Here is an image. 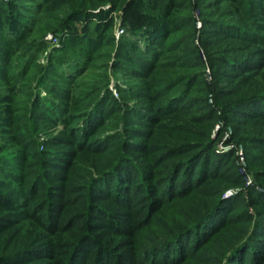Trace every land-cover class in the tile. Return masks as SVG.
Masks as SVG:
<instances>
[{
	"label": "rangeland",
	"instance_id": "obj_1",
	"mask_svg": "<svg viewBox=\"0 0 264 264\" xmlns=\"http://www.w3.org/2000/svg\"><path fill=\"white\" fill-rule=\"evenodd\" d=\"M138 2L111 0L106 5L90 8V15H72L68 0H0V157L5 158L0 160V193L7 192L4 198H9L0 199V218L7 213L12 218V222L7 220V226L0 228L2 261L73 264L71 254L77 237L89 228L97 242L106 245L113 254L114 259H110L109 264H134L131 260L139 239L136 230L146 219L148 205L136 201L135 207L122 218V228L118 230L107 225L111 218L107 222L102 209L115 212L120 207L103 193V186L99 183L90 191L84 189L90 187V181L98 176L102 167H109L121 155L130 156L139 166L143 165L144 153L138 150L141 146L137 142L158 133L159 122L165 123L160 128L158 143L165 144L166 136L173 129L184 127V131L189 132L185 138L194 143L206 141L201 135L209 129L210 140L216 141L217 154H227L224 148L230 146L237 158V149H242L252 185L240 184L235 164L231 163L222 171L225 178L236 183H232L223 197L240 203L245 201L251 213L256 212L258 207L251 206L250 202L253 191L264 195V180L258 179L255 173L264 170L261 167L264 145H247L242 139L251 140L248 127L259 122L242 117L241 114H246L242 112L250 111L246 107L239 115L226 117V105L251 94V83L264 81L260 76H249L253 65L245 62L262 60L259 51L264 46L262 39L258 41V34L219 29V33L233 32L222 36L214 31L218 29L213 24L232 21L242 27L249 26L258 7H252L250 0H187L179 18L180 23L185 24L187 20L190 23L167 40L155 68L142 77L141 73L132 72L133 69L141 71L133 61L138 57L122 45L124 39L136 38L139 34L133 30L147 22L143 21L146 10L140 11ZM261 18L264 24V11ZM141 45V51H145L146 47ZM237 58L245 59L239 62L249 66L233 74L227 64ZM74 64L80 69L66 83L61 77L66 78V70ZM218 70H226L231 76L218 77ZM130 91H134L135 96H131ZM145 91L150 96L158 91L156 98L173 92L184 97L188 91L190 97L181 99L179 106L191 122L180 114L172 116L174 119L156 118L155 122L138 117L133 112L139 105L149 107L151 104L137 96ZM108 94H111L110 100L96 113L98 122L92 117L86 126L84 121L74 120L83 106H95ZM165 98L162 96L159 104ZM56 100L65 101L64 112L73 113V117L50 121L45 108L53 107ZM199 100L206 104L198 103ZM187 105L194 111L189 113ZM197 108L199 112L204 110L205 116L215 113L216 118L200 123L204 116H201L203 113L196 115ZM237 119L246 120L250 125L239 123ZM84 124L85 128L93 126L89 133L83 134L90 136L87 143L83 142L80 131V135L75 133ZM261 128L259 132H264V127ZM90 132L95 133L90 135ZM103 150L107 154L100 155ZM142 180L151 184L147 178ZM29 201L30 206L24 207ZM56 201L60 202L57 207L61 216L54 232L56 228H52V223L54 226L57 219L48 217V206L49 202L53 205ZM71 215L74 219L70 220H75L72 225L67 223ZM132 221L133 224L138 221L137 226L132 227ZM94 247L95 244H91L88 252L95 250ZM88 252L81 260L77 257L76 262H90Z\"/></svg>",
	"mask_w": 264,
	"mask_h": 264
},
{
	"label": "trees",
	"instance_id": "obj_2",
	"mask_svg": "<svg viewBox=\"0 0 264 264\" xmlns=\"http://www.w3.org/2000/svg\"><path fill=\"white\" fill-rule=\"evenodd\" d=\"M110 1L68 0V6L71 12L74 13L72 15H81L82 13L90 15V8L106 5ZM186 1L139 0L137 7L140 11L146 10L147 15L143 16V21L147 22L145 26L133 30L134 33L138 32L139 34L136 38H126L128 40L124 39L122 42V45L129 53L138 57V60L135 58L133 61L137 67L141 68V71L133 69V74L139 72L142 77L147 76L146 72L155 68V63L161 59L162 47L167 40L177 33L182 26H185L187 22L190 23L188 20L185 24L180 23L181 18H179L181 9L184 8ZM250 1H252V7H258V9L254 12L249 26L242 27L232 21H218L213 24L216 27L215 29H218L214 31L219 33V29H238L243 33H255L259 35L258 41L262 39V46H264V37L261 38L260 36L264 31V24L261 21V14L264 11V7L261 5L262 3L264 4V0ZM153 12L157 14L152 15ZM190 21H193V19ZM224 26L227 28H222ZM239 31L236 33H242ZM227 33L233 32L224 30V33L219 34L226 36ZM141 43L146 47L145 51H141ZM259 52H261L262 60L247 59L245 62L250 61L249 65H253V71L249 76H260L264 80V48ZM242 60L245 59H233L232 62L227 64L230 66L231 73H238L241 67H245L246 63L239 62ZM79 69L80 66L74 64L68 71L66 70L67 77L64 78L63 76L61 79L68 83L70 77ZM220 71L218 70L217 72L218 77L231 76L230 73L227 74L228 72H225L226 70H223L224 72ZM254 84L251 83L249 86V89H252L251 94H246L243 98L235 102L233 100L226 105V117L233 118V116L229 115H239L242 108H249V112L247 110V112H242L246 113L241 114L242 117L253 118L255 120L251 121L259 122V125L253 124L248 127V134L252 136V139L247 140L245 138L242 141L246 142L247 145H264V132H259V130H262L261 126L264 127V89L262 88L264 87V81L260 80L257 84ZM203 92L206 93L207 91L204 90ZM134 93V91H130L131 96H135ZM140 93V95H137L138 97H144L151 102L149 107L147 104H142L133 112L141 119L155 122L156 118H160L162 121L164 116H167V119H174L172 116L180 114L184 116L188 123L191 122L190 118L181 112L182 106H179L181 105V99L190 97L188 91V94H185L184 97L177 96L174 92L171 95L164 93L162 96L166 98L160 104L159 101L162 96L156 98L158 91L151 96L146 91ZM110 95L108 94L103 100L101 98V102L98 104L96 102L97 105L95 104V106L90 104V106H83L79 114H76L74 120L84 121L86 126L90 122L89 118L93 117V121L98 122L99 115H96L98 108L104 107V103L110 100ZM198 103L206 104V101L199 100ZM66 104L63 100H56V104L53 107L47 106L45 108L47 118L50 121H58L67 116L69 118L73 117V113L64 112ZM187 108L189 113L194 111L190 105H187ZM174 112L175 114H172ZM62 113L65 116H62ZM195 113L196 115L203 113L201 116L204 117L201 118L200 123H205L204 120L213 121L216 118L215 113L205 116V111L201 109L199 112L198 108ZM236 121L250 125L246 120L237 119ZM164 123L159 122L157 124L158 133H154L152 136L147 135V140L144 142H137L141 146L138 150L144 153L143 165L139 166L138 162L134 161L130 156L121 155L109 167H102L98 176L93 177L92 181H90V187L84 189L90 191L93 186L100 183L104 188L102 190L103 193L107 194L106 196L111 199L110 201L120 207L115 212L105 207L102 209L105 212V220L109 222V218H111L112 223L110 222L107 225H112L114 229L117 228L119 230L122 228V218L128 215L129 210L135 207L136 201H140V205L143 203L148 205L145 214L146 219L139 223L136 230V236L138 235L139 239L136 249H134L136 252L132 256L131 261L134 264H264V195L252 190L253 198L250 205L258 207L254 214L251 213L245 201L240 203L239 200H228L223 197L224 192L232 186V183H236L231 178L224 177L222 171L224 167L226 169L230 167L231 163H234L235 175L241 181L240 184H244L238 172L235 150L227 154H217L216 141L210 140L209 129L206 130V134L201 135V139L207 140L199 143H194L189 138H185V135H188L189 132L188 130L184 131V127L173 129L167 136L165 134L167 139L165 144L158 143V138L162 133L160 128H162ZM86 126L84 124V126L78 127L77 131H75L76 134L79 131L81 132L85 143L89 142L90 136L89 134H86L88 136L83 134L89 133L90 129L93 128L91 124L85 128ZM207 127L211 128V125L208 124ZM91 133L94 134L95 132H90V135H93ZM102 152L104 153L100 152L99 154L106 153L105 150ZM177 154L182 155L176 158L175 155ZM3 159L5 158L0 157V160ZM261 165V167H264V162ZM255 173L258 179L264 180V170L256 171ZM73 174L74 172H72ZM142 178L149 179L151 184H147ZM36 184L35 180L32 186L33 191H35ZM33 191L32 194L35 193ZM4 193H0L2 201L9 199L4 198L8 195L7 192ZM7 201V203H12L11 200ZM50 202L48 217L53 216L54 219H57V223H54V226L52 223V228H56L55 232L59 227L58 222L61 216L57 207L60 202L56 201L53 205ZM25 203L24 207L30 206V201ZM123 207L127 209L124 210L125 212L122 210ZM9 214L7 213V216L0 218V228L7 226L5 221L8 220L10 222L12 220ZM73 215L67 220V223L71 225L75 221L70 220L74 219ZM154 215H157L156 218H154ZM130 216L133 217L134 215L130 214ZM137 222L133 224L132 221V227L137 226ZM84 231L77 237L74 245L73 253L71 254L73 264H75L76 259H83V255L88 252V247L91 244H95V250L88 252V256L90 255L92 260L87 264H109V260L113 258L110 249L106 245L98 243L99 241L91 229L86 228ZM79 252L81 253L80 255L78 254ZM7 263L12 264L11 261H2L0 258V264ZM76 264H79V260Z\"/></svg>",
	"mask_w": 264,
	"mask_h": 264
},
{
	"label": "built area",
	"instance_id": "obj_3",
	"mask_svg": "<svg viewBox=\"0 0 264 264\" xmlns=\"http://www.w3.org/2000/svg\"><path fill=\"white\" fill-rule=\"evenodd\" d=\"M231 149L232 148L230 146L224 148L226 152H229ZM236 155H237V163H238V172L241 175L245 186L250 187L252 185V178L246 168L245 153L243 152L242 149H237Z\"/></svg>",
	"mask_w": 264,
	"mask_h": 264
}]
</instances>
